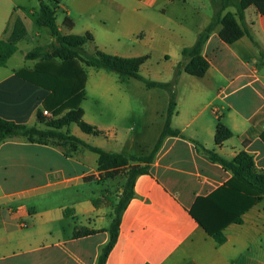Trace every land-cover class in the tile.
<instances>
[{
  "label": "crops",
  "instance_id": "0c3cea01",
  "mask_svg": "<svg viewBox=\"0 0 264 264\" xmlns=\"http://www.w3.org/2000/svg\"><path fill=\"white\" fill-rule=\"evenodd\" d=\"M41 1L0 0V42L17 48L0 67V117L28 126L41 124L37 112L48 91L15 74L33 69L38 60L22 66L11 62L55 41L37 23ZM59 12L64 15L61 20ZM227 12L236 16L234 7L226 8L223 15ZM213 14L211 0H57L55 16L63 34L92 35L93 41L86 46L89 52L98 48L111 55L143 58L140 71L157 52L160 59H174L165 68V78L144 76L169 82L175 67L185 63L182 50L195 44ZM65 17L72 20L71 29L65 27ZM108 20L115 25L108 27ZM238 22L248 33L232 43L221 38L222 25L209 35L202 54L210 66L203 77L182 69L171 126L228 160L246 151L253 156L256 169L264 172V13L251 6ZM136 23L141 25L134 31ZM161 42L164 48L170 43L162 52L156 47ZM139 43L143 47L138 48ZM97 75L94 123L85 121L82 103L80 107L83 121L99 132L83 133L88 138L101 136L102 141L90 144L85 137L70 133L69 126L61 132L106 151L148 155L164 127L170 97L167 104L163 97L159 106V88L123 89L110 75ZM136 116L141 119H134L139 130L131 133L126 119ZM219 122L232 136L217 145ZM88 152L82 145L42 144L21 137L0 144V264H97L115 215L111 201L117 203L127 177L100 173L97 154L93 161ZM231 176L199 154L188 139L167 137L149 173L135 181V196L122 215L106 264H264V200L245 212L241 223L222 230V243L190 214L198 197L210 195ZM81 229L95 233L75 237Z\"/></svg>",
  "mask_w": 264,
  "mask_h": 264
},
{
  "label": "trees",
  "instance_id": "16d2710c",
  "mask_svg": "<svg viewBox=\"0 0 264 264\" xmlns=\"http://www.w3.org/2000/svg\"><path fill=\"white\" fill-rule=\"evenodd\" d=\"M57 0H44L40 2L37 23L49 29L55 37V41L49 45L38 46L25 55L26 60H38L33 69H20L15 74L24 81L48 91L42 108L37 112L39 123L28 126L12 120L0 117V144L12 138H24L28 142L49 144L52 140L60 141L71 146H84L98 156V171L105 176H116L125 173L127 180L122 195L117 203L111 201L114 206V218L107 229L109 241L101 249L97 264H106L109 253L115 246L122 215L129 202L135 196L134 184L138 176L148 174L158 151L167 137H182L191 141L199 154L206 157L212 163L219 164L231 173V178L221 187L206 197H198L190 210L191 216L203 229L217 242L225 240L222 230L231 223H241V216L252 206L264 200V172L255 167V161L246 151L238 153L233 159L228 160L213 150L205 148L199 142L186 138L178 129L171 126V119L176 108L175 86L182 69L185 73L203 77L209 69V62L203 56L202 49L212 31L222 25L220 36L226 43L247 34L246 28H242L238 22L243 21L247 9L257 7L264 13V0H211L214 14L210 23L199 34L197 41L191 47L182 50L185 63H179L174 71V78L169 82H156L146 79L140 74V66L143 58H126L107 54L98 48L93 52L86 49L87 44L93 41L90 33L83 35L63 34L56 22ZM54 4V6L52 5ZM228 7L236 9V16L231 12L223 15ZM238 18V20H237ZM65 27L71 29L73 22L69 17L64 19ZM15 45L0 42V67L16 52ZM264 60V50H261ZM86 67L102 69L117 74L121 79H136L147 88H159L170 94L164 127L153 150L146 156H126L116 152L103 150L91 146L78 137L63 133L61 129L71 124H76L86 134H98L97 129L82 119L83 111L80 107L85 99V84L87 81ZM43 110L51 112L53 118L47 120ZM232 136L231 131L222 123L217 124L215 142L222 144ZM264 139V134L262 135ZM98 206V199L93 200ZM95 231L81 229L75 233V237H83L94 234Z\"/></svg>",
  "mask_w": 264,
  "mask_h": 264
},
{
  "label": "rangeland",
  "instance_id": "374dc122",
  "mask_svg": "<svg viewBox=\"0 0 264 264\" xmlns=\"http://www.w3.org/2000/svg\"><path fill=\"white\" fill-rule=\"evenodd\" d=\"M48 1V0H46ZM54 6V4H52ZM59 20H61L63 13L62 12H59L57 14ZM112 25H115L113 22L109 21L107 22V26H112ZM138 25H141V23H136L135 24V27L134 28H131L133 29L134 31L137 30L138 28ZM45 31H46V35H48L47 37H49V35H51L50 31L47 29V28H44ZM136 40L138 38H135ZM44 43L48 42L46 38L43 39ZM172 42V40H171ZM171 44H174V43H171ZM144 43H139L138 44V48H141L143 47ZM170 45L169 42H166L165 44V48L168 49V46ZM156 47L158 49H160V52H162L165 48L163 47V43H157L156 44ZM88 47H86L87 49ZM162 49V51H161ZM88 50V49H87ZM158 53V52H157ZM157 53L154 54V56L152 57L151 60H149L142 68H141V71H140V74L142 76H151V77H156L158 78L159 76L161 78H165V74H167V69H165L166 67H171L172 63H173V60L172 59L171 61H166L165 59H160L159 58V53L157 55ZM19 58H14V60H12L11 62V65H16V66H22V65H30L31 64V61L29 60H26L25 58L22 60H18ZM177 67V66H176ZM175 67V68H176ZM87 70H85L87 73V78L89 79L88 83H87V95L85 97V100L82 102V107L86 113V122L87 120H89L90 122L94 123V110H95V98H94V94H93V89H94V84H95V78H97V73H106L108 75H110L113 79H115L117 81V83L115 82L114 84L117 86V87H122L123 89H137V87H143L145 88L144 84L136 79H130V80H125V81H121L119 76L115 73H110V72H106L104 70H98V69H94V68H86ZM161 69H164V71H162ZM175 71V69H174ZM167 77V75H166ZM174 78V73L171 74V77L169 78V81H171L172 79ZM85 87H86V84H85ZM157 93L159 95V106L163 105V97H164V103L166 102L167 104V101L170 97V94L169 92H167L166 90H163V89H157ZM51 113V112H50ZM108 118L106 120H109V115H107ZM60 116L58 117H53V115L51 117H46L47 120H51L53 118H60ZM137 121H141L140 117L139 116H136L135 118H131V117H128L126 119V125L127 127L133 129L132 132L130 130H128V132L130 133H135L136 131L139 130L138 127H136L135 125V120ZM89 123V122H88ZM90 123V124H92ZM93 125V124H92ZM39 127H44L42 124H38ZM136 127V128H135ZM69 132L74 134V135H79V136H82V137H85V139L89 140L90 144H96L97 142H99L100 140L102 141L103 137H98V138H95V137H86V135L80 130V128L76 125V124H71L69 126ZM53 142H56L55 140H52ZM80 147V146H79ZM88 155L90 157H92V160L94 161V158L97 157L94 153L92 152H88ZM122 174H125L124 172ZM26 231H31V228H29L28 230Z\"/></svg>",
  "mask_w": 264,
  "mask_h": 264
},
{
  "label": "built area",
  "instance_id": "2783aa9c",
  "mask_svg": "<svg viewBox=\"0 0 264 264\" xmlns=\"http://www.w3.org/2000/svg\"><path fill=\"white\" fill-rule=\"evenodd\" d=\"M43 115L46 117H51L52 114L48 110H43Z\"/></svg>",
  "mask_w": 264,
  "mask_h": 264
}]
</instances>
